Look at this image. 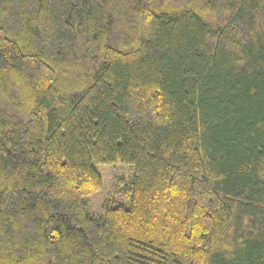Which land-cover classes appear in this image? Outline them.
<instances>
[{
    "label": "trees",
    "instance_id": "obj_1",
    "mask_svg": "<svg viewBox=\"0 0 264 264\" xmlns=\"http://www.w3.org/2000/svg\"><path fill=\"white\" fill-rule=\"evenodd\" d=\"M0 264H264V0H0Z\"/></svg>",
    "mask_w": 264,
    "mask_h": 264
},
{
    "label": "rangeland",
    "instance_id": "obj_2",
    "mask_svg": "<svg viewBox=\"0 0 264 264\" xmlns=\"http://www.w3.org/2000/svg\"><path fill=\"white\" fill-rule=\"evenodd\" d=\"M96 168L102 176L103 189L99 193L89 197L90 212L92 214L102 215V204L108 199H114V201L128 206L129 202L119 196L120 186L118 183L119 178L131 179L133 176L132 168L121 162L113 166L97 165Z\"/></svg>",
    "mask_w": 264,
    "mask_h": 264
}]
</instances>
